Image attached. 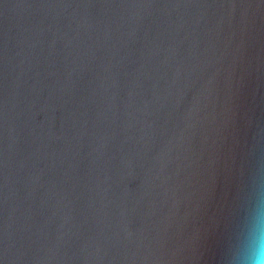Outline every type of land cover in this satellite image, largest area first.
Wrapping results in <instances>:
<instances>
[{
	"label": "water",
	"instance_id": "obj_1",
	"mask_svg": "<svg viewBox=\"0 0 264 264\" xmlns=\"http://www.w3.org/2000/svg\"><path fill=\"white\" fill-rule=\"evenodd\" d=\"M264 241V0H0V264H244Z\"/></svg>",
	"mask_w": 264,
	"mask_h": 264
},
{
	"label": "clouds",
	"instance_id": "obj_2",
	"mask_svg": "<svg viewBox=\"0 0 264 264\" xmlns=\"http://www.w3.org/2000/svg\"><path fill=\"white\" fill-rule=\"evenodd\" d=\"M244 264H264V241L257 240L248 253Z\"/></svg>",
	"mask_w": 264,
	"mask_h": 264
}]
</instances>
